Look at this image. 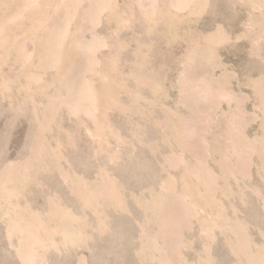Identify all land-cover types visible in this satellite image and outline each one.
I'll list each match as a JSON object with an SVG mask.
<instances>
[{"label":"rangeland","instance_id":"obj_1","mask_svg":"<svg viewBox=\"0 0 264 264\" xmlns=\"http://www.w3.org/2000/svg\"><path fill=\"white\" fill-rule=\"evenodd\" d=\"M0 264H264V0H0Z\"/></svg>","mask_w":264,"mask_h":264}]
</instances>
